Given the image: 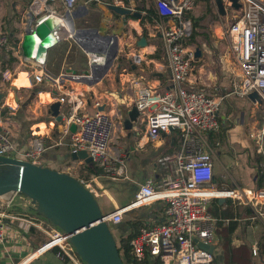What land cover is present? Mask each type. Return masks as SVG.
<instances>
[{"label": "built area", "instance_id": "obj_1", "mask_svg": "<svg viewBox=\"0 0 264 264\" xmlns=\"http://www.w3.org/2000/svg\"><path fill=\"white\" fill-rule=\"evenodd\" d=\"M78 1L42 0L43 16L52 17L57 25L65 14L75 11ZM151 1L157 17L165 21L160 29V36L163 42V59L167 62L171 81L169 87L160 92L145 82L143 77L133 76L127 82L134 95L126 112L132 108L138 112L137 121L132 127L135 133L132 145L135 153L140 154L145 147H154L161 140L170 142V139L172 151L161 153L154 160L158 179H146L139 185L128 205L106 214L104 220L107 223H120L129 211L163 202L164 220L149 226L143 225L137 237L131 241L135 257L138 260L148 257L154 262L159 260L161 264H213V253L198 246V243L214 246L217 242L216 219L208 212L212 200H231L249 206L264 221V210H260L264 206V184L257 189L245 186L217 189L214 186L213 158V149L218 145L217 137L220 134V112L225 100L231 96L240 99L254 96L255 108L261 113V127L249 131V138L256 153L264 157V0H236L240 5L238 9L233 7L232 1L222 0L225 10L223 17L218 15L215 7L216 14L227 20L228 26L225 31L221 27L220 34H228L229 49L235 63L236 73L229 81V89L224 88L222 81L219 83L216 71L204 58L211 54L207 45L191 43L194 25L190 13L196 6V0ZM109 3L122 9H135L132 5H125L123 0H110ZM56 4L63 9L58 18L52 16L57 8ZM45 10L50 13L45 14ZM38 20L37 23L42 21ZM34 25L28 23L27 31H32ZM23 39L15 43L8 33L0 32V51L13 55L19 65L33 62V82L37 85L52 84L65 94L54 99L61 104V122L44 121L43 132L40 127L31 126L26 150L17 159L40 165V157L46 149L45 140L57 134L56 146L62 145L67 139L70 148L85 151L106 176L116 179L125 177L127 154L118 150L117 145L124 131L126 112L107 109V103L96 97L94 89L102 85L104 78L93 86L85 84L83 87L63 78L80 75L89 78L91 65L80 75L62 72L53 76L47 72L45 57L36 59L33 55L27 57L23 54ZM119 51L118 47L117 56L121 54ZM197 51H200V57H196ZM140 64L141 58L134 54L131 65L136 68ZM122 72L127 74L129 71L125 68ZM15 76L13 68H0V85L11 83ZM76 90L80 92L76 93ZM90 106L92 110H89ZM100 107H104V110L98 111ZM14 112L16 104L1 97L0 157L16 158L12 157L15 149L9 131ZM71 125L76 127L74 133L70 132ZM77 163L79 162L71 161L61 171L72 175L76 173ZM261 169L264 174V161ZM75 175L96 197L92 185L94 177L90 176L87 180L78 172ZM13 201L0 202V244L7 239L8 227L3 220L24 221V229L28 223L38 226L9 214L6 210L12 206ZM69 238V235L54 228L49 233V241L34 253L40 256L57 249L58 258L73 259L76 253ZM252 255L258 256L256 245L252 246Z\"/></svg>", "mask_w": 264, "mask_h": 264}, {"label": "crops", "instance_id": "obj_2", "mask_svg": "<svg viewBox=\"0 0 264 264\" xmlns=\"http://www.w3.org/2000/svg\"><path fill=\"white\" fill-rule=\"evenodd\" d=\"M32 1L33 0H0V32L8 33L10 38L14 40L15 38H17L18 31H20V36L23 39V37L26 35L25 32H27L28 21H29L28 6L32 3ZM129 1H130V4L125 1H124V4L127 6L132 5L135 8L134 11L141 9L139 11L140 13H142L141 19L144 18L145 13H146L145 11L148 10L149 8H152L153 10H155L153 2L151 0H129ZM91 2L97 3L96 7L99 9V12L104 16V19L102 20V22L105 21L104 28H106V26H108L112 22L115 24L116 30H113L110 33H112L114 36L117 35L115 36L117 38V46L121 50L119 51L121 52V54L117 56L112 66L110 67L109 71L107 72L104 79L102 80V85L104 86L106 84V81L108 82L109 78L111 77L115 78V76H118L120 88H122L120 89L121 91H123L124 89L123 86L125 87V83L127 84V87L132 90V96H129L128 101H126L127 100L126 96H123V99H121L125 107L124 110L127 109V105L130 103V100L133 98V95H134V91L131 85L127 83L128 80L131 79L133 76L143 77L144 81L147 82L150 86L156 87L157 89H159L160 92H164L169 87V84L171 81L170 72L167 66V62L165 61V59H163L164 53L160 55L159 52L157 51L158 47L156 46V44L151 43L149 40L158 37L160 41H162V38L160 36V29L164 25L165 21L161 20L159 17H157L156 19H153L151 22L144 20L146 23L145 28L151 29L148 34H145V38L148 43L146 48L137 49L135 47V43L139 39V37L136 38V37H133L134 34L132 35L128 34L129 35L127 38L128 44H125V46L127 47V50L129 51L123 55L122 53L125 49L124 48L125 46L122 47L120 45L121 38L118 36L116 32L119 31V28L122 30L123 25L127 23L128 25L130 24L132 26L131 28L133 32L137 34L138 29H140V27L138 26L139 25L138 21H141V20H136L130 15L128 17H132V18H128L127 16H121L109 10L108 6L110 4L109 3L110 0H79L74 12L77 11L79 13H83L84 11H86V13L84 15L82 14L81 16L73 20V25L76 30H86L84 29L85 26L83 25L84 24L87 25L88 23L87 15L90 11L88 4ZM56 6H57L56 10L52 14L54 18H58V15L63 13L62 7L59 4H56ZM43 9H44V5H43ZM45 11H47L45 12V14L50 13V11L48 10H45ZM109 11H111L113 14L109 13ZM105 12L108 13V15H106ZM101 24H100V28H103L101 27ZM92 27H95V29L98 30V32L100 31L99 27H96L93 25ZM112 34H107V35H112ZM30 41L32 42H30L29 45L27 46L29 47V50H31L32 51L31 53L33 54V51H34L33 44L35 40L32 38ZM66 46H67V51L65 52V56H64L65 60L63 64L66 65L67 67L63 66L62 72H66L69 74L70 73L79 74V75L82 73H85L88 70V68L86 70L79 69V71H76L77 67L75 65L77 64L74 61L77 58L79 51L83 53L85 58L87 57V54L79 46L75 45L73 41H71L70 38H67V37L59 41L52 49L48 51L47 58H46V66L48 64H51L56 59L57 55L61 52V49ZM73 46H76V47H73ZM72 48H75V49L72 51ZM134 54H137V55L141 54V64L139 67L132 69V67H135L131 65ZM207 56L208 54L205 55L204 58H206ZM66 62L67 64H65ZM88 65H90L89 61H88L87 66ZM4 67L13 68L16 72V76L11 83L5 86L0 85V89L2 90L0 91L1 92L0 95L1 97L8 99V101H11L14 103H16L15 98L17 97L18 102L16 103V108H17V105H19V103H22V98L19 92L22 91L24 93H29V89H31L33 85L42 86L45 84L44 86H46L47 88H50L48 92L38 93L37 95L38 98L39 96L41 97L44 95H48L50 100L49 101L46 100L45 103L41 102L40 98L39 100H36L33 103V110H31L32 117H30L29 119H33V120L36 119V116L42 113L43 108H44V112L48 114L49 104L56 101L54 100L55 98H58L60 95L65 94L64 91L57 90V87L52 84H49V83H43L40 85L35 84L32 80V75H31L32 70L33 69L35 70V67L33 66V62L30 61V62L24 63L23 65H19L17 59L13 55H11L10 53H6L4 51H0V68H4ZM125 68L127 71H129L127 74L122 72V70ZM13 84L17 85L15 86V88L19 89L17 92L15 91L13 92L11 90V85ZM108 86H110L109 83H108ZM88 89L90 90L91 88H88ZM77 91L80 92V90H77ZM12 93L14 94V97ZM95 93H96V90H95ZM112 93H110L109 95H113ZM114 93L118 95L117 89H114ZM101 95L102 94L96 93L97 98L103 99L102 97H100ZM246 99L251 101L252 103H255L254 96L250 98H246ZM105 103H107L108 105L107 109L119 110L118 107L114 105V103H108V102H105ZM29 109H32V107H29ZM14 115L15 116L12 118L11 123H9L10 124L9 131H10V139L15 149L14 153L12 154V157L18 158L20 154H22L26 150L27 140L29 138L28 130L30 129L29 127H31L32 124L30 123L31 121L28 118L24 117L27 121H23V119L20 117V114H18L19 117H17V110L16 112H14ZM219 120H220V117H219ZM45 121H46V118H45ZM39 124L40 122L38 124H34L32 127L36 125L39 126ZM253 129L254 128H250V131ZM126 132L127 134H129L128 142L131 143V147H129V149H127L126 147H122L120 149L117 146L118 150H120L121 152H125L127 154L126 169H125L126 176L122 177V179H119V178L116 179V178L106 176L105 174H103V172L100 169H98L95 166L93 162L87 164L84 161L78 160L79 163H77L76 173L78 172L81 177L87 180H89L90 176H93L95 180H93L92 185L96 186L97 189L98 188L100 190L102 189V186L99 183V179L104 180V181L107 179L111 181L120 182V185L123 189L120 195L114 196L113 192H110L111 190L108 191L107 189L103 192L104 194H107L106 195L107 198H109L110 194L113 196V199L109 198L112 201L111 203L112 210L113 209L115 210L116 207L119 208V207H124L128 205L132 201L134 194L137 192L139 185L143 183L146 179L153 178L157 180L158 173L154 166L155 164L154 160L156 159L157 155L164 153V152L172 151L170 150V146L172 145V139H170V142L164 141V140L158 141L154 145V147L147 146L139 152L140 154H137L134 152L133 146H132L134 135H135L134 130L131 129L127 131L124 129L122 133L124 135L122 136L126 137ZM57 136L58 135L55 134L54 136L45 140L46 149L40 157L39 164L42 167H46L49 169L57 170L58 172H62L61 169L73 160L71 159V149L67 142V139L64 140V143L62 145L56 146L55 142H56ZM170 143L171 145H169ZM126 144L127 142H124V145ZM254 153L256 155L254 166H255L256 172L258 173V177L256 181H254V178H253L252 187L234 184L229 188H232L234 186H245L249 189H257L263 186L264 174L261 169V165L263 164L264 157L260 154H257L256 151H254ZM81 171H83L82 174H81ZM217 172H218V165L214 163V184L216 183L215 178L217 176ZM76 173L72 174L71 176L76 178V175H75ZM260 180H261V184H260ZM126 181L132 182L133 184H135L134 188L132 187L130 189V188L125 187V184L127 185V183H125ZM229 188H225V189H229ZM114 192L116 193L117 191L115 190ZM216 201L219 205H222L228 200H224V202L222 203H219L218 199L212 200L209 204L208 209L212 207V205H214ZM156 203H163V202H156ZM231 203L233 204V207L235 209H238L239 211V216L234 219V221L239 222V225L231 236V243L233 247H238V246L246 247L248 250V258H249L250 264H264V221L258 216L257 211H255V209L250 208L249 206L234 203L233 201H231ZM149 206H146V207H149ZM260 210L263 211L264 206H262ZM6 211L9 214L17 215L23 220H27L33 224H36L40 226L41 228H38V226L37 227L31 226L28 223L27 227L24 229L23 227L24 221L10 222L8 220H3L5 223L10 222L16 225L17 227L21 228L23 230V233H20L16 229H13L7 226L8 227L7 239L5 242L0 244V264H85L79 259L77 255L76 256L74 255L73 259H69L67 257L58 258L56 256L57 249H52L40 256L34 253L35 250H37L39 247H41L42 245H44L45 243L49 241V233L54 230V227L51 226L44 218H42L40 215H38L34 211V208L31 205L29 199H26L22 196L15 195L12 206ZM106 214H108V212L105 213V215ZM138 216L139 214L137 213V210L134 212H131V214L128 215L129 218H135ZM164 217H165V204L163 203V205L160 206L159 209L156 211V215L154 216L152 221L148 222L147 220L145 221L143 219L142 220H143L144 225L149 226L155 223L162 222L164 220ZM226 223H228V221H226L225 224ZM30 229H33V230L31 231ZM215 234H216V230H215ZM216 237H217V242L213 246L214 247L213 264H224L222 248L220 245L221 239L217 234H216ZM253 245H256L258 248L257 257H254L252 255Z\"/></svg>", "mask_w": 264, "mask_h": 264}, {"label": "water", "instance_id": "obj_3", "mask_svg": "<svg viewBox=\"0 0 264 264\" xmlns=\"http://www.w3.org/2000/svg\"><path fill=\"white\" fill-rule=\"evenodd\" d=\"M42 0H33L29 7L30 25L35 24L32 31H27L22 43L23 54L27 57L34 56L36 59L40 57L47 58V53L59 41L70 38L71 41L79 46L86 54L93 52L85 41L81 39L85 34L97 36L108 45L106 58L103 64H92L90 77L86 76H63L67 81L74 82L80 87L85 84L93 86L102 80L113 62L117 57L118 46L117 38L114 35L101 36L96 29L76 30L73 25V20L84 15L83 13L72 12L65 14L61 22L54 24L52 17L45 18L41 5ZM130 2L129 0H124ZM233 7L238 9L240 5L236 0H230ZM214 4L219 16L225 15L222 0H214ZM108 9L121 16H132L136 20H141L142 13L122 9L114 5H109ZM38 21L42 20L40 23ZM34 38V51L29 50L26 39ZM147 40L144 36L139 37L135 43L137 49L147 46ZM67 46L61 49L57 55L54 65L51 67V72L54 76L61 73V58L65 56ZM200 51H197L196 57H200ZM59 58V59H58ZM58 59V61H57ZM135 69V67H132ZM47 72L51 74L48 69ZM12 91L19 89L13 88ZM1 98V97H0ZM16 103L18 98H15ZM61 104L58 100L52 102L48 106V117L46 122L56 120L60 123L62 117L60 115ZM104 107L98 108V111H103ZM138 112L132 108L123 120V128L127 131L131 130L133 123L137 121ZM76 127L70 126V132L74 133ZM71 149V159L73 161H84L89 164L92 162L91 157L85 151H74ZM15 193L26 199H29L34 211L44 218L51 226L59 229L66 235H69V243L73 246L76 255L85 264H123L116 241L104 220L103 214L98 206L94 195L85 188L80 181L71 175L63 172H58L54 169L35 165L27 161L17 158L0 157V196ZM219 203L224 202V199H218ZM132 211L127 212L130 215ZM134 212V211H133ZM7 226L16 229L20 233L23 230L16 225L7 222ZM198 246L213 253L214 247L198 243Z\"/></svg>", "mask_w": 264, "mask_h": 264}, {"label": "rangeland", "instance_id": "obj_4", "mask_svg": "<svg viewBox=\"0 0 264 264\" xmlns=\"http://www.w3.org/2000/svg\"><path fill=\"white\" fill-rule=\"evenodd\" d=\"M96 4H97L96 2H91L88 4L90 11L87 15L88 23L87 25L85 24L83 25L85 26L84 29H95V27H92L93 25L99 27L100 29L99 34L101 36L112 34L110 32L116 30L115 24L112 22L108 26H106V28H104L105 21L102 22L104 16L99 12V9L96 7ZM109 13L113 14L111 11H109ZM105 14L108 15V13L106 12ZM190 17L192 18L194 25V32L191 37V43H195L197 45L202 43L207 45V48L209 49V51H211V54L206 57V61L216 71V75L218 76L217 79L219 83L222 81V83L225 85L224 88L229 89L230 87L229 81L233 77H235L236 72H235V63L233 61L229 49L230 48L229 36L228 34H224V35L220 34L221 32L220 28L221 27L224 28L223 30L225 31L226 26H228L227 20L225 18L219 17L216 14L214 0H197L195 8L190 13ZM100 24L101 27L103 28H100ZM138 24L140 29L137 28L138 29L137 34L133 32L131 28L132 26L130 24L128 25L127 23L123 25L122 30L119 28V31L116 32L118 36L121 38L120 45L122 47H124L125 44H128L127 41V38L129 36L128 34L131 35L134 34L133 37L138 38L142 36L145 37V34H148L150 32L151 30L150 28L149 29L145 28V24H146L145 21L143 22L138 21ZM19 39H22L20 36V31H18L17 38L14 39L15 43H18ZM149 41L151 43L156 44V46L158 47L157 51L159 52L160 55L163 54V45H162L163 42L160 41L158 37L153 38ZM124 48L125 49L122 53L123 55L129 51L127 50L126 46ZM74 49L75 48H72V51ZM138 57L141 58V54L140 55L138 54ZM86 58L81 51L78 52V56L74 61L77 64L75 65L77 67L76 71H79V69L86 70L88 68L87 64L88 61L90 62V60L88 56ZM64 60L65 57H62L60 60L61 72L63 69L62 67L66 66L63 64ZM67 62L65 64H67ZM54 63L55 60L51 64L47 65L48 71L53 76L54 74L51 72V67L54 65ZM108 83L110 86H108ZM44 85L42 86L33 85L32 88L29 89V93H24L22 91L19 92L22 98V103H19V105H17L16 108L17 117H19L18 114H20V117L23 119V121H27L25 118L29 119L30 117H32L31 110H33V103L36 100H39L40 98V101L44 103L46 100L47 101L50 100L48 95H44L41 97L39 96V98L37 96L39 92H48L50 90V88H47ZM12 86L15 89V85L13 84ZM123 88H124L123 91H121L120 89L122 88H120L118 76H115V78L113 77L109 78L108 82L106 81V84L104 86L102 85L100 87H96V89H94V92L96 90L97 93L102 94L100 97H102L105 102L114 103V105L118 107L119 111L125 113L126 110H124L125 107L121 99H123V96H126L127 99L126 101H128L129 96H132V90L127 87L126 83H125V87L123 86ZM114 89H117L118 95L114 93ZM76 93L79 92L76 90ZM110 93H112L113 95H109ZM12 95L14 97L13 93ZM29 107H32V109H29ZM89 110H92L91 106L89 107ZM220 115H221L219 120L220 134L217 137L218 145H216L213 149L214 163L218 165V172L215 178L216 183L214 184V186L217 189L229 188L234 184L252 187V180L254 178V181H256L258 177V173L256 172L254 166L256 155L254 153L255 148L252 144V141L249 138V131L250 128L259 129L261 127V113L259 110L255 108V103H252L247 99H240L231 96L223 104ZM47 117L48 114L44 112V108H43L42 113L38 114V116H36V119L34 120L29 119V120L31 121L30 123L33 126L34 124H38L39 122L40 124H43L45 118ZM40 128L42 129L43 132L45 125L43 124V126H41ZM29 130L28 132H30ZM34 130H38V129L34 128ZM128 139H129V134H127L126 132V137L122 136V138L119 141L120 143L117 146L120 149L122 147H126L127 149H129V147H131V143L128 142ZM124 142H127V144L124 145ZM82 172L83 171H81V174ZM119 179H122V177H120ZM99 183L102 186L101 190L99 188L97 189L96 186H93V189L96 191L97 194V196L95 197L96 201L103 214L107 212L110 213V211L114 210L111 209L112 201L110 200L113 199V196L110 194L109 195L110 199H109L106 196L107 194H104L103 192L106 189L108 191L111 190L110 192H113V195L115 196V195H120L123 189L120 185V182L118 181L116 182L107 179L104 181L99 179ZM125 183H127V185L125 184V187L130 189L132 187L134 188L135 186V184H133L132 182L126 181ZM115 190L117 191L116 193L114 192ZM14 197H12L13 200ZM9 199L11 198L6 197L4 199H0V202ZM162 205L163 203H155L153 205H150L149 207L140 208L137 210V213L139 214L138 217L129 218L128 215H126L123 217V220L120 223L108 222L107 223L108 227L116 243L118 244L120 238L129 233V228L126 226L129 220L143 219L144 221L147 220L148 222H150L153 220L154 216L156 215V211ZM116 209H118V207H116ZM123 224H125V226Z\"/></svg>", "mask_w": 264, "mask_h": 264}, {"label": "trees", "instance_id": "obj_5", "mask_svg": "<svg viewBox=\"0 0 264 264\" xmlns=\"http://www.w3.org/2000/svg\"><path fill=\"white\" fill-rule=\"evenodd\" d=\"M140 10L141 9H138V11ZM145 12V16L141 19V22L144 20L151 22L153 19L157 18V14L152 8H149ZM208 210L209 213L216 218V234L221 239L220 245L224 264H250L247 248L244 246L233 247L231 243V236L239 225V222L234 221V219L239 216L238 209H235L231 201L228 200L222 205H219L216 201ZM226 221H228V223L225 224ZM126 225L129 228V233L122 236L118 244L116 243L123 264H161L159 260L154 262L148 257L138 260L132 251L130 243L139 234V229L144 225L143 221L140 219H133L129 220ZM30 230L32 231L33 229Z\"/></svg>", "mask_w": 264, "mask_h": 264}, {"label": "bare ground", "instance_id": "obj_6", "mask_svg": "<svg viewBox=\"0 0 264 264\" xmlns=\"http://www.w3.org/2000/svg\"><path fill=\"white\" fill-rule=\"evenodd\" d=\"M32 38L28 37L26 39V43L27 45H29L30 41ZM34 39V38H33ZM81 39L83 41H85L91 48H93V52L88 53L87 56L90 60L89 64H103L106 58V52L109 50L108 49V45L107 43H105L101 38L97 37V36H92L90 34H85L84 36L81 37ZM19 81V80H18ZM15 86H17L15 84ZM89 90V89H88ZM43 126V124H39V126L37 125L36 127H41ZM15 196V193H10V194H6L3 196H0V199H4V198H11ZM9 199V200H11Z\"/></svg>", "mask_w": 264, "mask_h": 264}]
</instances>
